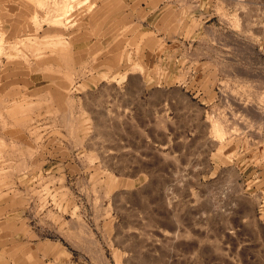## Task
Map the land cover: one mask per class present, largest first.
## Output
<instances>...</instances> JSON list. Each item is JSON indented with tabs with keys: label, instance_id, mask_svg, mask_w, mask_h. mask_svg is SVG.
<instances>
[{
	"label": "rangeland",
	"instance_id": "rangeland-1",
	"mask_svg": "<svg viewBox=\"0 0 264 264\" xmlns=\"http://www.w3.org/2000/svg\"><path fill=\"white\" fill-rule=\"evenodd\" d=\"M104 1L0 0V222L48 264H264V0L86 39Z\"/></svg>",
	"mask_w": 264,
	"mask_h": 264
},
{
	"label": "crops",
	"instance_id": "crops-1",
	"mask_svg": "<svg viewBox=\"0 0 264 264\" xmlns=\"http://www.w3.org/2000/svg\"><path fill=\"white\" fill-rule=\"evenodd\" d=\"M153 2L154 0H134L131 3L125 0L101 2L95 9L90 10L87 24L90 35L86 39H168L170 26L162 18L163 13L156 14L158 9ZM141 28L146 32L140 31ZM157 28L163 31L158 32ZM7 213L9 214L0 210V214L4 216ZM4 216V221L0 222V264H48L60 252V255L64 253V257L67 256L63 250L54 248L55 245L45 243L48 246L46 247L42 241H38L24 227L23 222L17 225V218L12 220Z\"/></svg>",
	"mask_w": 264,
	"mask_h": 264
},
{
	"label": "built area",
	"instance_id": "built-area-1",
	"mask_svg": "<svg viewBox=\"0 0 264 264\" xmlns=\"http://www.w3.org/2000/svg\"><path fill=\"white\" fill-rule=\"evenodd\" d=\"M167 2H169V5L175 10L183 9V6L180 3H173L171 0ZM189 2L191 9L200 10L202 9V6L206 4L208 5L207 9L210 11H233L236 9L235 5L237 3L236 0H190Z\"/></svg>",
	"mask_w": 264,
	"mask_h": 264
},
{
	"label": "bare ground",
	"instance_id": "bare-ground-1",
	"mask_svg": "<svg viewBox=\"0 0 264 264\" xmlns=\"http://www.w3.org/2000/svg\"><path fill=\"white\" fill-rule=\"evenodd\" d=\"M71 1H75V0H58V3H56L57 6L55 7V9H58L57 11L61 10L62 12H65ZM216 128L217 127L214 128L215 133L218 132Z\"/></svg>",
	"mask_w": 264,
	"mask_h": 264
}]
</instances>
